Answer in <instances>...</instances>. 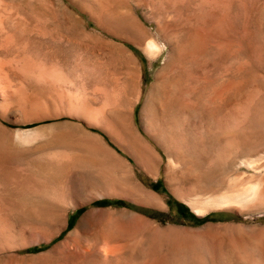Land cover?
Wrapping results in <instances>:
<instances>
[{"label":"rangeland","instance_id":"obj_1","mask_svg":"<svg viewBox=\"0 0 264 264\" xmlns=\"http://www.w3.org/2000/svg\"><path fill=\"white\" fill-rule=\"evenodd\" d=\"M0 196V264H264V0H0Z\"/></svg>","mask_w":264,"mask_h":264},{"label":"bare ground","instance_id":"obj_2","mask_svg":"<svg viewBox=\"0 0 264 264\" xmlns=\"http://www.w3.org/2000/svg\"><path fill=\"white\" fill-rule=\"evenodd\" d=\"M198 44V43H197ZM154 46V45H153ZM153 46H151V47H153ZM201 46V45H200ZM200 46H199V48H200ZM155 47V46H154ZM157 47V46H156ZM160 51V50H159ZM161 52V51H160ZM223 57V56H222ZM221 69V68H220ZM237 79V78H236ZM144 195V194H143ZM241 197V196H240ZM0 198H2L1 196H0ZM4 198V197H3ZM151 200H150V203H152V204H155V205H158V206H160L161 204H163V202H161V199L159 198V196L157 197L156 195H155V197H151L150 198ZM6 201H7V199H5ZM1 201V200H0ZM43 202V201H42ZM227 202H229V201H227ZM234 202V201H233ZM235 203V202H234ZM244 203V202H243ZM2 204V203H1ZM0 204V205H1ZM47 204V203H46ZM54 203H52L51 205H50V207L49 208H55L54 206L53 207H51L52 205H53ZM3 205V204H2ZM5 206H8V204L6 205L5 204ZM2 208H3V206H1ZM45 207H47V206H45ZM57 207V206H56ZM1 208V209H2ZM201 213V212H200ZM200 213L198 214V215H200ZM105 250H106V248H105ZM113 253V252H112Z\"/></svg>","mask_w":264,"mask_h":264},{"label":"trees","instance_id":"obj_3","mask_svg":"<svg viewBox=\"0 0 264 264\" xmlns=\"http://www.w3.org/2000/svg\"><path fill=\"white\" fill-rule=\"evenodd\" d=\"M107 204H119V201H116V202L109 201L108 203H105V202L98 203L99 206H105Z\"/></svg>","mask_w":264,"mask_h":264}]
</instances>
